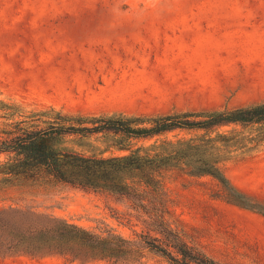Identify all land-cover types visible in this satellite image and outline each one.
Masks as SVG:
<instances>
[{
  "label": "rangeland",
  "instance_id": "1",
  "mask_svg": "<svg viewBox=\"0 0 264 264\" xmlns=\"http://www.w3.org/2000/svg\"><path fill=\"white\" fill-rule=\"evenodd\" d=\"M0 101L25 111L145 118L264 104V0H0ZM236 131L224 175L249 207L212 197L217 185L208 177L172 171L167 188L174 215L206 254L221 264H264V127ZM62 147L122 154L99 136L71 137ZM9 207L124 238L139 232L117 220L122 207L109 196L61 184L1 178L0 208ZM0 264L85 263L0 256ZM142 264L168 263L147 253Z\"/></svg>",
  "mask_w": 264,
  "mask_h": 264
},
{
  "label": "trees",
  "instance_id": "2",
  "mask_svg": "<svg viewBox=\"0 0 264 264\" xmlns=\"http://www.w3.org/2000/svg\"><path fill=\"white\" fill-rule=\"evenodd\" d=\"M264 127V104L217 112H172L155 117L70 116L53 108L25 111L0 101V179H23L102 193L122 210L117 220L139 229L124 238L106 226L87 230L31 209L0 208V256L67 262L142 264L150 253L168 264H221L191 239L174 215L168 174L208 177L212 197L249 207L224 175L236 128ZM233 127L228 133L220 129ZM173 133L150 149L135 143ZM103 137L122 152L110 157L66 150L63 141Z\"/></svg>",
  "mask_w": 264,
  "mask_h": 264
}]
</instances>
